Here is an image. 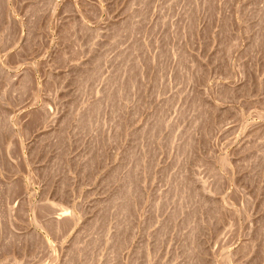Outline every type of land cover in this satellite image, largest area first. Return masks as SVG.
Returning a JSON list of instances; mask_svg holds the SVG:
<instances>
[{
  "label": "rangeland",
  "instance_id": "1",
  "mask_svg": "<svg viewBox=\"0 0 264 264\" xmlns=\"http://www.w3.org/2000/svg\"><path fill=\"white\" fill-rule=\"evenodd\" d=\"M0 264H264V0H0Z\"/></svg>",
  "mask_w": 264,
  "mask_h": 264
}]
</instances>
